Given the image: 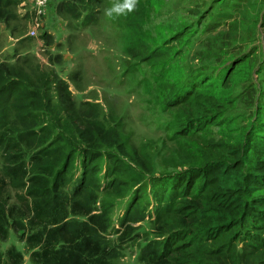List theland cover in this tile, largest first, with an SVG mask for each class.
Returning a JSON list of instances; mask_svg holds the SVG:
<instances>
[{
	"label": "trees",
	"instance_id": "obj_1",
	"mask_svg": "<svg viewBox=\"0 0 264 264\" xmlns=\"http://www.w3.org/2000/svg\"><path fill=\"white\" fill-rule=\"evenodd\" d=\"M102 2L65 0L59 11L74 20L83 15L89 25ZM16 4L0 0V21L14 18ZM161 6L139 0L126 15L134 35L127 50L157 68L159 105L175 108L167 127L179 171L155 177L150 159L94 109L76 106L63 80L44 76L33 84L0 64V243L20 233L31 264H113L120 254L108 236L125 244L146 218L155 236L140 248L139 264H264V41L231 55L219 39L214 63L186 72L184 60L198 52L206 27L180 18L156 26L152 37L142 28ZM7 190L22 192L20 205L9 204ZM99 192L127 199L117 227L113 205L97 208ZM23 263L13 246L0 252V264Z\"/></svg>",
	"mask_w": 264,
	"mask_h": 264
},
{
	"label": "rangeland",
	"instance_id": "obj_2",
	"mask_svg": "<svg viewBox=\"0 0 264 264\" xmlns=\"http://www.w3.org/2000/svg\"><path fill=\"white\" fill-rule=\"evenodd\" d=\"M16 1L17 4L11 10L14 18L8 22L0 21V64L22 72L33 84L45 83L44 76L48 80H63L76 106L85 104L82 109L85 112L94 109L106 127L115 128L130 146L150 159L155 177L179 171V168L173 167L177 143L169 139L167 127L175 108L166 106L163 110L159 105V87L155 82L157 68H151L145 58L141 59L142 55L138 51L127 50L134 35L128 27L130 22L126 15L113 19L104 16V9L113 0H104L101 6L92 10L96 20L89 25L83 24V15L74 20L59 11L65 0H50L35 37L28 35L32 0ZM217 2L162 0V6L151 12V18L145 21L142 31L147 30L155 37L156 32L153 30L158 25L168 23L170 27L180 18H188L194 23L200 19L197 26H205L206 30L202 43L197 46L198 52L192 51L184 60L186 65L182 67L186 72L200 68L207 62L214 63L209 58L214 53L213 44L218 43L219 39L228 46L223 49L231 55L254 51V47L264 41V19H261L264 0H241L236 3L238 6L226 10H217ZM249 21H252L253 27ZM251 28L258 30V34ZM168 33L167 29L166 36ZM175 46L178 45H169ZM148 47L151 49L153 45L147 43L145 49L148 50ZM38 78H41L40 82ZM54 96L52 94L51 99L55 104ZM60 125L64 126V122ZM103 167L104 163L99 179L104 185ZM20 195L22 192H6L10 205H20L17 197ZM97 196V208L102 203L114 206L112 223L117 227V220L122 215L127 199L120 200L105 192H99ZM150 220L146 218L143 223L133 225L136 232L125 244L120 245L116 236H108L109 242L118 248L120 254L113 264H139L137 256L140 248L155 236ZM19 235L10 231L7 240L0 243V252L4 253L13 246L23 253V264H31L29 252Z\"/></svg>",
	"mask_w": 264,
	"mask_h": 264
},
{
	"label": "built area",
	"instance_id": "obj_3",
	"mask_svg": "<svg viewBox=\"0 0 264 264\" xmlns=\"http://www.w3.org/2000/svg\"><path fill=\"white\" fill-rule=\"evenodd\" d=\"M50 0H32L30 10V21L28 35L30 37L36 36L37 28H40L41 20L46 15Z\"/></svg>",
	"mask_w": 264,
	"mask_h": 264
},
{
	"label": "clouds",
	"instance_id": "obj_4",
	"mask_svg": "<svg viewBox=\"0 0 264 264\" xmlns=\"http://www.w3.org/2000/svg\"><path fill=\"white\" fill-rule=\"evenodd\" d=\"M139 0H113V3L104 9V16L113 19L127 15L136 10Z\"/></svg>",
	"mask_w": 264,
	"mask_h": 264
}]
</instances>
